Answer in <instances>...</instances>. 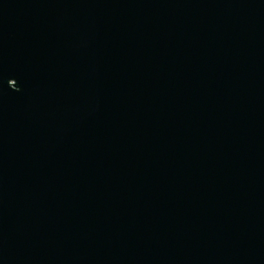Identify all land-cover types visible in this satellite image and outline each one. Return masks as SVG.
I'll list each match as a JSON object with an SVG mask.
<instances>
[{"label": "water", "instance_id": "obj_1", "mask_svg": "<svg viewBox=\"0 0 264 264\" xmlns=\"http://www.w3.org/2000/svg\"><path fill=\"white\" fill-rule=\"evenodd\" d=\"M0 264H264V0H0Z\"/></svg>", "mask_w": 264, "mask_h": 264}]
</instances>
